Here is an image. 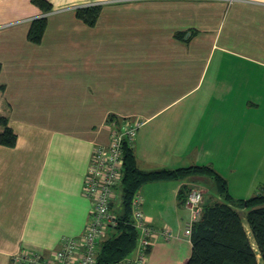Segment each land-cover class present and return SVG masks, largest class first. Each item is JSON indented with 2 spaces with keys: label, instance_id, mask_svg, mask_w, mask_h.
I'll return each mask as SVG.
<instances>
[{
  "label": "crops",
  "instance_id": "crops-1",
  "mask_svg": "<svg viewBox=\"0 0 264 264\" xmlns=\"http://www.w3.org/2000/svg\"><path fill=\"white\" fill-rule=\"evenodd\" d=\"M49 1L44 15L31 0H0V115L16 134L0 144V264L23 249L49 256L83 232L91 202L82 186L108 120L142 121L132 146L140 169L206 164L236 199L261 190L264 0H114L93 25L73 8L99 0ZM39 17L35 43L27 33ZM184 184L221 198L203 175L140 186L145 219L172 231L155 232L145 264L191 254Z\"/></svg>",
  "mask_w": 264,
  "mask_h": 264
},
{
  "label": "trees",
  "instance_id": "trees-1",
  "mask_svg": "<svg viewBox=\"0 0 264 264\" xmlns=\"http://www.w3.org/2000/svg\"><path fill=\"white\" fill-rule=\"evenodd\" d=\"M43 11H50L49 0H31ZM101 5L78 6L77 17L93 25L100 14ZM46 27V18L32 20L27 37L32 42H40ZM0 144L14 145L16 134L8 124V119L0 115ZM123 174L120 184L121 207L116 211L117 225L101 241L95 264H114L117 260L129 255L136 247L138 231L132 223L131 199L144 183L185 179L192 175H203L212 180L221 197H207L202 201L199 218L192 224L190 240L191 254L184 264H259L256 252L242 222L239 208L246 209V220L264 263V186L256 194L245 199L234 198L229 191L227 180L212 166L191 164L176 168L143 170L136 165L132 150L125 142L123 145ZM185 184L178 191V201L184 204L188 192Z\"/></svg>",
  "mask_w": 264,
  "mask_h": 264
},
{
  "label": "built area",
  "instance_id": "built-area-1",
  "mask_svg": "<svg viewBox=\"0 0 264 264\" xmlns=\"http://www.w3.org/2000/svg\"><path fill=\"white\" fill-rule=\"evenodd\" d=\"M112 1L114 0H99L83 6ZM141 124V120L131 118L108 120L107 126L110 130L108 142L93 145L82 186L83 194L91 202L87 225L83 232L76 236H64L60 247L49 256L23 249L11 256L9 264H95L101 241L108 237L118 222L112 206L116 189L122 180L123 145L125 142L129 147L134 145ZM203 198V191L198 187H193L187 194L184 202L189 210L187 232L191 231L192 224L200 216ZM141 205L142 197L136 191L131 199L132 223L138 231L135 254L127 255L114 264H145L155 232H159L164 238L172 236L169 228L159 231L155 229L145 219Z\"/></svg>",
  "mask_w": 264,
  "mask_h": 264
},
{
  "label": "rangeland",
  "instance_id": "rangeland-1",
  "mask_svg": "<svg viewBox=\"0 0 264 264\" xmlns=\"http://www.w3.org/2000/svg\"><path fill=\"white\" fill-rule=\"evenodd\" d=\"M103 4H105V3H102V4H100L101 5V9H102V5ZM84 5V4H83ZM83 5H80V6H83ZM73 9H76V8H73ZM51 11V10H50ZM47 12H49V11H44V15L47 13ZM202 191H203V189H202ZM203 192H206V191H203ZM206 194H207V192H206ZM120 200H121V197H120V186H118L117 187V189H116V195H115V198H114V201H113V206H112V208H113V210L114 211H117V210H120L119 208L121 207L120 205H121V202H120ZM114 229H112V231H113ZM111 231V232H112ZM110 232V233H111ZM110 233H109V235H110ZM10 260H11V258H10Z\"/></svg>",
  "mask_w": 264,
  "mask_h": 264
},
{
  "label": "clouds",
  "instance_id": "clouds-1",
  "mask_svg": "<svg viewBox=\"0 0 264 264\" xmlns=\"http://www.w3.org/2000/svg\"><path fill=\"white\" fill-rule=\"evenodd\" d=\"M112 231V230H111ZM109 236V235H108Z\"/></svg>",
  "mask_w": 264,
  "mask_h": 264
}]
</instances>
